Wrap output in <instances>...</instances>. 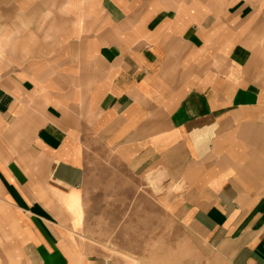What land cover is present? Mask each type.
Instances as JSON below:
<instances>
[{"label": "crops", "instance_id": "1", "mask_svg": "<svg viewBox=\"0 0 264 264\" xmlns=\"http://www.w3.org/2000/svg\"><path fill=\"white\" fill-rule=\"evenodd\" d=\"M0 264H264V0H0Z\"/></svg>", "mask_w": 264, "mask_h": 264}, {"label": "rangeland", "instance_id": "2", "mask_svg": "<svg viewBox=\"0 0 264 264\" xmlns=\"http://www.w3.org/2000/svg\"><path fill=\"white\" fill-rule=\"evenodd\" d=\"M105 157V155H104ZM95 185L97 188H99L100 192L96 193L97 196L100 197L98 200H111V199H125L128 197H137L136 194L139 195H145V198L148 199V201H153V199H156L161 193L162 189L160 191L156 192L152 185L148 182L147 177L151 175H146L144 177L145 179V188L140 190H135L138 185H141V180L138 178H135L134 176L128 174L127 171H125V168L123 169L121 166H119L117 163H113L111 159L107 158V160H101V162H98V165L95 170ZM93 185V183H92ZM141 187V186H138ZM98 189V190H99ZM177 192L181 193L182 188L177 187ZM93 194V193H92ZM92 196V195H91ZM102 203V202H101ZM127 208H112L113 217L115 222L113 223V217H109L106 219H102L103 224H99L97 227L98 229V240H93L92 245L98 247L101 249V251L105 252L106 254L110 255H116L119 256L117 253L113 252L111 249H116L119 251V247L122 248L123 246V239L117 238L119 235H121L123 229H122V212L125 211ZM150 210L147 212L151 213L152 208H147L146 210ZM106 210L104 209L102 213H104ZM108 211V210H107ZM105 217V214L103 218ZM101 219H99L100 221ZM110 223L108 225L105 224V222ZM112 221V222H111ZM117 221V223H116ZM154 223H147L148 230H154L153 228ZM162 238L155 239L154 237H148L146 238V243L150 249V252H152L151 256L154 258V254L156 253V242H159L160 244ZM138 242L139 240H132ZM161 246V244H160Z\"/></svg>", "mask_w": 264, "mask_h": 264}]
</instances>
